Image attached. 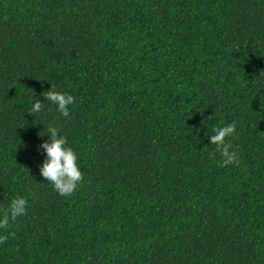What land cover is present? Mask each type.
Returning a JSON list of instances; mask_svg holds the SVG:
<instances>
[{
	"label": "trees",
	"instance_id": "16d2710c",
	"mask_svg": "<svg viewBox=\"0 0 264 264\" xmlns=\"http://www.w3.org/2000/svg\"><path fill=\"white\" fill-rule=\"evenodd\" d=\"M49 124L71 197L39 172ZM16 195L0 264H264V0H0V208Z\"/></svg>",
	"mask_w": 264,
	"mask_h": 264
},
{
	"label": "clouds",
	"instance_id": "9594fccd",
	"mask_svg": "<svg viewBox=\"0 0 264 264\" xmlns=\"http://www.w3.org/2000/svg\"><path fill=\"white\" fill-rule=\"evenodd\" d=\"M46 101L56 105L58 113L65 119L70 117V105L75 102V97L67 92L58 91L55 85L41 93ZM44 109V103L36 100L32 106L29 115L39 113ZM223 124V122H221ZM237 122L232 121L223 126L213 128V135H210V143L215 145L216 152L221 159L217 161V166L225 167L228 165L238 166L240 163L238 153L234 150V145L227 139L235 138ZM48 136L47 142H42L40 147L43 148L46 158L39 165V172L43 178L52 186L53 190L60 197H71L83 181V174L77 164V153L68 146L67 139L61 134L60 127L49 124L45 133ZM43 134V135H45ZM38 135H40L38 133ZM42 136V135H40ZM27 199L23 196L16 195L6 207L0 208V230L8 232L10 224L15 222L17 217L25 215ZM14 235L8 232L7 235L0 234V244L6 243L9 236Z\"/></svg>",
	"mask_w": 264,
	"mask_h": 264
}]
</instances>
